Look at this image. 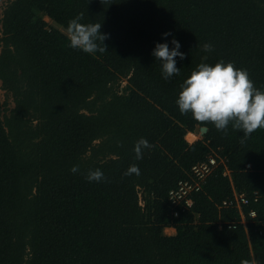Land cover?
Masks as SVG:
<instances>
[{"label": "trees", "instance_id": "obj_1", "mask_svg": "<svg viewBox=\"0 0 264 264\" xmlns=\"http://www.w3.org/2000/svg\"><path fill=\"white\" fill-rule=\"evenodd\" d=\"M77 15L102 24L106 51L69 46ZM0 24V87L14 101L0 99V264H264V128L243 138L175 103L201 62L235 61L264 88V0H7ZM165 32L185 53L169 79L152 55ZM141 137L152 147L137 160ZM213 153L224 162L175 207L170 191ZM97 168L104 179L87 180ZM235 193L251 202L232 227Z\"/></svg>", "mask_w": 264, "mask_h": 264}, {"label": "clouds", "instance_id": "obj_2", "mask_svg": "<svg viewBox=\"0 0 264 264\" xmlns=\"http://www.w3.org/2000/svg\"><path fill=\"white\" fill-rule=\"evenodd\" d=\"M102 24L84 23L82 15L70 19L68 23L69 46L83 52L94 54L104 52L107 46L104 41L107 34L101 32ZM171 33L162 34L164 39L157 41L152 55L160 62L164 79L179 74L177 58L183 60L185 53L181 51V42L176 37L171 39V47L167 39ZM199 46V45H198ZM214 45L206 42L202 45L205 53L211 52ZM207 55L202 61H207ZM179 111L192 115L199 122H210L217 130L227 131L228 126L243 133L247 138L258 128H264V88L257 87L246 68L237 67L235 61L217 60L214 64L201 62L191 74L180 84L176 98ZM152 145L145 137L139 138L134 145L136 159H142L145 149ZM73 166L71 171L77 172ZM138 165H132L128 173L139 175ZM86 179L100 182L104 173L97 168L89 170Z\"/></svg>", "mask_w": 264, "mask_h": 264}, {"label": "built area", "instance_id": "obj_3", "mask_svg": "<svg viewBox=\"0 0 264 264\" xmlns=\"http://www.w3.org/2000/svg\"><path fill=\"white\" fill-rule=\"evenodd\" d=\"M2 16V13L0 14ZM216 153L210 154L207 159L196 163L192 167V172L190 178L180 180L177 186L172 189L169 193V200L176 207L184 206L191 207L193 205V197L192 195L202 189V185L207 177L212 174L215 168L219 163L224 162V159L221 158L218 161L215 156ZM250 166V164H248ZM227 173V172H226ZM258 192L254 193V200L258 199ZM251 202V197L245 193H235L231 199H227L223 202L224 206L236 207L241 212V220L238 222L230 223L229 226L236 227V225L240 223H246L247 217L243 212L242 207L249 205ZM176 214L178 212L176 211ZM249 216L252 218L257 217V212L254 209L249 211Z\"/></svg>", "mask_w": 264, "mask_h": 264}, {"label": "rangeland", "instance_id": "obj_4", "mask_svg": "<svg viewBox=\"0 0 264 264\" xmlns=\"http://www.w3.org/2000/svg\"><path fill=\"white\" fill-rule=\"evenodd\" d=\"M7 0H0V14L2 13L3 5L6 4ZM46 21L48 22L49 26H55L63 30L64 32H67L62 26L54 22L51 18L48 16H45ZM1 25V24H0ZM1 35V32H0ZM127 80L124 79L121 83V89L124 85H126ZM0 99L3 103H6L5 106L12 107L14 105V101L10 94L6 92L2 87H0ZM205 134V131L202 129V127H198L195 132H190L187 134L186 138L189 142H194L197 139H200ZM173 231L169 230V233H172ZM165 233L168 234V231L165 230Z\"/></svg>", "mask_w": 264, "mask_h": 264}, {"label": "crops", "instance_id": "obj_5", "mask_svg": "<svg viewBox=\"0 0 264 264\" xmlns=\"http://www.w3.org/2000/svg\"><path fill=\"white\" fill-rule=\"evenodd\" d=\"M190 133V132H189ZM241 213V212H240ZM245 224V223H244ZM166 231H168V234H175L176 233V229L174 227H167L165 229ZM169 230L173 231L172 233H169Z\"/></svg>", "mask_w": 264, "mask_h": 264}, {"label": "water", "instance_id": "obj_6", "mask_svg": "<svg viewBox=\"0 0 264 264\" xmlns=\"http://www.w3.org/2000/svg\"><path fill=\"white\" fill-rule=\"evenodd\" d=\"M202 129H203L205 132H207V130H208V128H207L206 126H203ZM196 130H197V128H196Z\"/></svg>", "mask_w": 264, "mask_h": 264}]
</instances>
